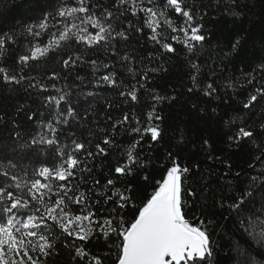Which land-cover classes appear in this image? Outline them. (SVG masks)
Segmentation results:
<instances>
[{"label":"trees","instance_id":"trees-1","mask_svg":"<svg viewBox=\"0 0 264 264\" xmlns=\"http://www.w3.org/2000/svg\"><path fill=\"white\" fill-rule=\"evenodd\" d=\"M180 3L206 38L195 43L192 51L172 40L173 36L182 40L183 33L173 32L159 16L165 11L177 28L186 20L165 0L151 4L135 0L136 6L132 0H89L101 22L111 25L107 42L88 47L74 39L60 41L58 47L25 63L21 56L30 57L37 46L48 47L53 34L58 39L66 25L80 23L56 15L58 8L77 6L78 0H0V39L6 41L0 68L19 81L5 82V73H0V165L4 166L0 171H7L9 177L16 175L22 184L33 178L44 183L34 173L42 166L58 165L61 152L70 153L79 161L75 175L54 181V187L61 196L67 191L65 211L73 216L92 214L93 232L86 240L68 236L57 223L46 220L47 227L41 231L50 237L49 254L30 253L42 264H96L97 260L117 264L122 237L109 231L105 220L116 223L123 217L125 226L130 224L173 161L188 169L182 176L185 218L196 222L209 237L212 256L202 264H242L246 257L238 255V243L249 255L264 260V249L243 232L240 217L229 209L242 192L252 193L242 206L243 216H259L256 209L264 205V99L258 91L264 89V0ZM146 7H154L158 13L160 43L151 39L147 16L140 11ZM105 11L113 13L110 20L103 17ZM49 13L48 28L33 29L39 36L26 31L27 25H38ZM163 43L171 44L175 51L167 52ZM104 75L116 83L102 81ZM130 92H135V101ZM253 94L259 102L245 108ZM61 96L64 99L57 104ZM69 109L71 116L67 115ZM125 115L128 121L122 123ZM48 123L57 129V144H33V137L51 136ZM149 126L158 127L160 136L155 141L150 132L143 131ZM240 127L254 136L236 139ZM135 128L141 131L134 132ZM73 141L84 148L74 151ZM129 150L144 167L132 164L131 174L116 173L115 168L127 162ZM12 183L0 176V186ZM59 184L66 189L59 190ZM9 190L29 201L18 218L45 214L44 205L32 200L27 187ZM121 195L129 197L135 207L121 200ZM44 201L49 203L47 195ZM83 223L89 226V221ZM78 249L86 255H78Z\"/></svg>","mask_w":264,"mask_h":264},{"label":"snow or ice","instance_id":"snow-or-ice-1","mask_svg":"<svg viewBox=\"0 0 264 264\" xmlns=\"http://www.w3.org/2000/svg\"><path fill=\"white\" fill-rule=\"evenodd\" d=\"M126 2L127 0H121V3ZM148 3H153V0H148ZM165 3L167 6L173 8L178 16L182 15L186 18L183 24L177 28L167 18L165 11L159 12V16L164 18L165 23L173 32L179 31L183 33L182 40L179 36H173V41L181 42L189 51L194 49L195 43L205 41V36L200 34V26H194L191 23L194 18L190 14V11L184 10L181 7L180 0H165ZM132 4L136 6L135 0H132ZM140 11L144 12L147 16L145 23L153 33L151 39L160 43V40L157 38L159 22L156 19L158 15L156 9L154 7H146L141 8ZM135 14V11H133V15ZM49 15L51 14H45L38 25H27L26 31L30 35L39 36L40 33L34 32L33 29L39 27L41 30H46L48 28ZM56 15L65 19L70 18L72 21L79 20L80 23L76 24L73 22L70 27L66 25L65 30L60 33L58 39L53 34L48 47H35L31 51L30 57L25 55L19 58L21 62L26 63L29 59H36L38 56L46 54L51 47H58L60 41L67 42L74 39L76 43L83 42L88 47H91L100 44L102 41L107 42L112 35L109 31L111 25L106 27L101 22V18L90 8L89 0H78L77 6H61L57 9ZM102 15L109 20L113 17V13L109 11H105ZM88 25L96 30L95 33L89 32ZM72 29H78V32H72ZM70 32L72 33L71 36L69 35ZM118 35H122V33H118ZM8 39L11 40L12 37H8ZM5 43V39H0V56L3 55L5 50ZM162 47L169 53L175 51L174 47L169 43H163ZM235 47L236 44L233 45V48ZM124 59H127V57ZM64 63L68 64L69 61L66 60ZM92 63L95 64L96 61H92ZM0 73H5V69L0 68ZM3 79L5 82H19L15 76L10 77L6 73ZM101 80L107 82L109 85L116 83L109 75L102 76ZM249 83H252V81L249 80ZM208 87L211 88L212 86L209 85ZM258 91L260 99H264V89H258ZM129 95L133 101L137 99L135 92H130ZM49 99L51 102L55 98ZM63 99V96L59 97L56 103L58 104ZM157 99L161 98L157 97ZM258 102V96L253 94L249 97V102L245 103L244 107H253ZM72 114L71 109H69L67 115L71 116ZM159 118L156 117V119ZM148 119H152L151 113H149ZM127 121L128 116L125 115L122 123H126ZM46 127L51 136L40 134L39 139L33 137V144H47L49 146L57 144V129L51 123H48ZM133 131L140 132L141 129L135 128ZM143 131L150 132L153 141L160 136L158 127L149 126ZM253 136L254 133L252 131L240 127L236 134V139ZM104 143H109V140L105 139ZM73 144L74 151L84 148L82 143L73 141ZM97 147L99 148V145ZM99 150L100 152H104L103 148H99ZM60 156L61 162L58 165H53L52 167L42 166L38 169V173H34V175L42 177L46 181L44 183H42L41 179L33 178L24 180L22 184L20 178L16 175L9 177L7 171H0V176L10 178L13 181L12 184H8L7 186H0V264H42L39 258H34L30 253L39 252L40 255L44 256L49 254V250L52 247L50 237L41 231L42 227H47L46 220L57 223L59 228L68 236L75 235L80 240H86L92 234L93 228L90 226L92 214L73 216L65 211L67 204L64 197L67 196V191H64V195L61 196L60 191H57L54 187V181H66L69 177L74 176V169L79 163L77 158L70 153L61 152ZM132 164L144 167L142 163H138L132 150H129L127 162L117 166L115 172L118 174H131ZM3 167V165H0V168ZM8 167L14 168L15 165H8ZM187 171V168H181L178 163L173 161L172 167L167 169L166 175L157 182V186L154 187L150 197L137 209L138 214L127 226H125L123 217H120L116 223L113 220H105L104 224L108 226V230L117 233L118 237H122L118 245V264H202L207 257L212 256V251L209 248V237L206 231L194 226L185 218L183 212L182 176ZM145 179H148L147 176H145ZM108 183L112 184L113 181L109 180ZM22 187H27L28 194L33 201L44 205L45 214L41 216L27 215L23 219L18 218L20 210L28 208L29 201L22 200L20 196L14 195L13 191L9 189L22 190ZM58 188L63 191L66 189V185L59 184ZM251 194V192H242L239 199L229 205V209L236 212V215L240 217L239 226L243 229V232L255 241L260 248L264 249V219H261V216H264V205L256 209V212L260 213L259 216L255 213H252L249 217L242 215V206ZM46 195L49 199L48 204H45L44 201ZM52 195L56 197L55 200H52ZM68 199L71 200L72 198L69 197ZM120 199L135 207L129 197L121 195ZM75 202L80 203V200L77 199ZM125 206L126 204L120 205V207ZM39 211L40 209L37 208L36 212ZM84 221H89V226H83ZM258 227L259 231H257ZM99 228L103 230L104 225H99ZM104 234L107 236L108 232L105 231ZM236 251L239 256L246 257V260L242 264H264V260H258L249 255L239 243L236 245ZM77 254L81 256L86 255L82 249H78ZM96 264H100V261L97 260Z\"/></svg>","mask_w":264,"mask_h":264},{"label":"water","instance_id":"water-1","mask_svg":"<svg viewBox=\"0 0 264 264\" xmlns=\"http://www.w3.org/2000/svg\"><path fill=\"white\" fill-rule=\"evenodd\" d=\"M196 222H193V225H195ZM118 264V263H117Z\"/></svg>","mask_w":264,"mask_h":264},{"label":"rangeland","instance_id":"rangeland-1","mask_svg":"<svg viewBox=\"0 0 264 264\" xmlns=\"http://www.w3.org/2000/svg\"><path fill=\"white\" fill-rule=\"evenodd\" d=\"M83 226H84V223H83ZM195 226V225H194Z\"/></svg>","mask_w":264,"mask_h":264}]
</instances>
